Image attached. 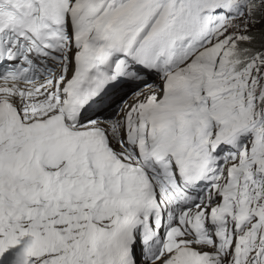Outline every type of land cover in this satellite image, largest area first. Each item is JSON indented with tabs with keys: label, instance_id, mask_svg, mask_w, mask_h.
I'll use <instances>...</instances> for the list:
<instances>
[{
	"label": "snow or ice",
	"instance_id": "1",
	"mask_svg": "<svg viewBox=\"0 0 264 264\" xmlns=\"http://www.w3.org/2000/svg\"><path fill=\"white\" fill-rule=\"evenodd\" d=\"M0 264H264V0H0Z\"/></svg>",
	"mask_w": 264,
	"mask_h": 264
}]
</instances>
